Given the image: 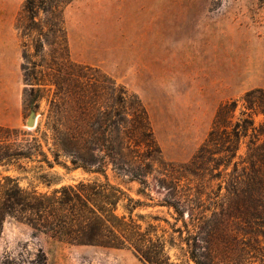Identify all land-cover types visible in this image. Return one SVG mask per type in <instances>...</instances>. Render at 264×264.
<instances>
[{
    "label": "trees",
    "instance_id": "1",
    "mask_svg": "<svg viewBox=\"0 0 264 264\" xmlns=\"http://www.w3.org/2000/svg\"><path fill=\"white\" fill-rule=\"evenodd\" d=\"M54 1L26 0L28 23L18 26L24 37L38 33L36 55L53 45L54 35L62 40L44 75L41 70L40 76L31 75L22 65L37 107L41 89L52 90L45 127L40 123L30 134L0 125V166L20 172L28 170L24 162L35 163L36 179L47 190L1 175L0 236L7 217H13L63 243L129 249L148 264H178L172 248L182 251L188 264H264V88L223 103L194 167L184 166L198 177L217 170L224 192L210 206L202 196L184 197L182 172L163 158L142 99L101 68L71 59L63 12L73 0H59L64 6L58 13ZM41 13L47 31L38 20ZM55 165L96 177L60 185L44 172ZM161 167L164 177L155 174ZM153 181L168 191L154 205L168 208L173 222L141 212L153 206L146 202L154 200ZM128 182L140 184L138 197L125 187Z\"/></svg>",
    "mask_w": 264,
    "mask_h": 264
},
{
    "label": "rangeland",
    "instance_id": "2",
    "mask_svg": "<svg viewBox=\"0 0 264 264\" xmlns=\"http://www.w3.org/2000/svg\"><path fill=\"white\" fill-rule=\"evenodd\" d=\"M25 1L0 0V125L33 134L40 123L45 127L52 90L41 89L44 98L37 107L22 65L31 75L38 71L40 76V70L44 75L62 40L54 35L53 45H45L42 56L36 55L38 33L24 37L18 28L28 23ZM54 4L57 13L64 6L59 0ZM63 16L71 59L101 68L142 99L163 158L182 172L180 193L202 196L207 205L219 198L224 188L220 190L222 177L217 170L198 177L184 166H193L223 103L250 89L264 88V0H73ZM38 20L47 31L46 15L41 13ZM37 63L41 66L35 69ZM34 106L37 126L28 128ZM17 138L22 140L25 134ZM62 160L72 166L67 158ZM24 164L28 170L20 172L0 166V176H18L24 187L47 190L36 179L35 163ZM44 172L60 185L96 177L60 165ZM162 172L163 167L155 174L164 177ZM110 177L119 181L112 172ZM124 185L138 197L139 183ZM151 189L154 200L146 202L153 206L141 212L173 222L168 208L154 205L168 191L155 181ZM188 216L186 212V220ZM170 254L174 262L188 264L179 249L172 248ZM0 264L148 263L129 249L66 244L7 217L0 236Z\"/></svg>",
    "mask_w": 264,
    "mask_h": 264
},
{
    "label": "water",
    "instance_id": "3",
    "mask_svg": "<svg viewBox=\"0 0 264 264\" xmlns=\"http://www.w3.org/2000/svg\"><path fill=\"white\" fill-rule=\"evenodd\" d=\"M37 118H38V116L35 114V110L32 109V114L28 118L26 126L28 128H35L37 126Z\"/></svg>",
    "mask_w": 264,
    "mask_h": 264
}]
</instances>
